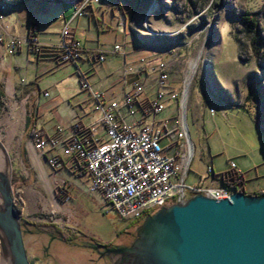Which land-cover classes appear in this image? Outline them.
<instances>
[{"label":"rangeland","instance_id":"1","mask_svg":"<svg viewBox=\"0 0 264 264\" xmlns=\"http://www.w3.org/2000/svg\"><path fill=\"white\" fill-rule=\"evenodd\" d=\"M81 1L84 0H41L37 4V0H0V5L6 6L0 12V36L4 39L8 37L10 42L16 40L17 47L12 51L21 49L22 45H29L24 24L29 25L33 20L39 25L41 39L60 44L59 32L66 22L65 16L71 17L77 2ZM138 1L143 5L145 15L139 17L128 8L126 13H130L131 21L134 20L131 26L134 27V37L140 40L133 52L140 48L142 55H149L146 65L142 63L141 71L149 72L148 62L162 58L168 63L170 86L181 93L183 80L186 82L187 121L194 143L187 184L221 182V175L236 167L244 174L248 192L264 189V0H89L85 10L87 13L90 8L99 5L96 14L91 16L93 32L79 38L83 43L88 40L95 47L101 45L106 52L104 65L113 71L130 59L123 54L127 51L128 42L123 45L125 36L117 26L116 4L129 5L132 2L135 11V7L139 6ZM36 6L37 11L34 9ZM148 9H154L156 18L146 14ZM122 11L125 12L124 9ZM246 12L257 14V32L247 31L238 18ZM85 18L88 19V14L75 21L81 19L79 24L84 25L87 23ZM137 22L141 24L136 25ZM100 25L104 26L103 29ZM136 29L144 33L142 38L137 37ZM116 43L121 46L118 55L111 52ZM18 58L22 60L23 55ZM194 62L198 64L190 80ZM81 68L87 75L95 73L91 65L82 64ZM76 72V67L70 66L62 68L52 78L59 80L73 74L63 81V86L80 87ZM3 74L0 79L6 76ZM22 74L13 68L11 79L19 82ZM166 100L167 108L158 117L177 113V99ZM6 101V98L0 100V144L10 167V153L14 157L19 149L23 123L14 136L7 133L4 127ZM168 142L166 139L162 144L167 145ZM60 169L70 181L59 179L54 189L50 188L51 194L45 193L44 201L33 206L35 210L27 208L24 217L22 215L23 222L27 223L23 232L25 247L33 264H90L88 261L96 255L76 244L83 242L84 238L93 237L107 244L123 243L131 239L124 240L118 236L128 227L135 230L137 237L145 218L134 225L130 224L111 210V205L101 193L90 190L87 174L81 177L68 169ZM14 185L12 183L13 188ZM59 186L66 187V191H60ZM38 187L44 191L43 185ZM20 206L18 203L15 207L23 214ZM36 228L56 234L63 232L71 238L69 241H56L49 249L50 254L46 255L42 246L47 241L36 233ZM117 257L112 256L109 264Z\"/></svg>","mask_w":264,"mask_h":264},{"label":"built area","instance_id":"2","mask_svg":"<svg viewBox=\"0 0 264 264\" xmlns=\"http://www.w3.org/2000/svg\"><path fill=\"white\" fill-rule=\"evenodd\" d=\"M89 0L77 2L72 17L61 29V41L57 46L60 60L78 63L86 53L105 59L104 50H87L76 39L73 21L87 14ZM0 5V12L5 8ZM0 40L4 38L1 35ZM29 45L41 48L37 37L28 39ZM16 40L10 42L11 51L16 49ZM121 46H115L118 52ZM146 65V59L142 58ZM150 69L155 72L152 96L146 93L142 79L134 81L132 87L124 91L121 100L108 101L101 91L95 90L86 77L81 76L83 90H87L101 113V122L107 137L101 139L93 129H85L76 123L70 135L61 141L57 136H46L37 131L32 137V145L39 150L65 145V155L49 154L47 160L51 168H65L75 175L88 174L89 187L101 193L111 205V210L129 222L144 219L160 207L185 201L196 194H204L215 199L230 198L236 191L246 190L244 174L237 170V177L229 185H191L186 180L194 155L187 115L184 107V89L180 93L170 86L168 63L162 58L150 61ZM129 69H124V81ZM49 95V93H46ZM150 96V97H149ZM177 99V113L158 117L167 108V100ZM184 107V108H183ZM148 120V121H147ZM147 121V122H146ZM62 131L61 128H58ZM168 140L167 145L162 141ZM191 144L193 147H190ZM64 186L60 189L62 191ZM16 205L21 201V191L12 192ZM260 194H264V190ZM70 196L67 197V200Z\"/></svg>","mask_w":264,"mask_h":264},{"label":"crops","instance_id":"3","mask_svg":"<svg viewBox=\"0 0 264 264\" xmlns=\"http://www.w3.org/2000/svg\"><path fill=\"white\" fill-rule=\"evenodd\" d=\"M40 1L41 0H37V4L40 3ZM133 4L134 3L131 2L129 3V6L123 5L121 2L117 3L118 11H116L113 5V10L116 11L115 14L118 17L117 26L125 36V38H123L125 39L123 45L128 42V44H126L127 51H124L125 53L123 52V54L125 57L130 58L129 60H125L124 64L116 68L114 71L113 69L105 67L104 64L106 62V57L103 61H100L98 56L92 55L90 52L86 53L78 63L63 62L60 60L59 54L56 51H39L37 47L28 44L22 45L21 49L11 51L9 48L10 40L8 37L3 40L2 44L0 43V75L3 73V75H6L0 79V100L5 98L7 100V108L4 113L6 126L4 127L8 134L14 136L19 132L20 125L23 123V127H21L22 132L19 149L14 157L11 155L12 152L10 153L11 180L13 185L15 184V188L13 189L21 191V201L19 203L21 205L20 207L23 209V214H21L23 217L27 208H30V210L33 211L35 210L33 206L37 202L44 201L46 197L45 193L51 194L50 188L54 189L53 186L59 181V179L64 178L70 181L66 176L62 175L61 169L51 168L47 160V155L49 154H59L64 156V143L60 142L58 147L50 149L49 151L48 149H45L44 151L36 149L33 147L31 141L35 132L40 131L50 137L57 136L61 141H64V139L70 135L73 125L79 123L87 130H95L97 136L101 139L107 137L106 128L101 122V113L96 110L95 101L89 92L83 90L80 82L81 76L84 75L93 88L101 91L108 101L121 100L124 91L130 89L134 81L138 79H142V81L146 80L144 85L146 93H149L150 96H152L151 92L156 75H153L150 70L149 72L141 71V65L143 63L142 58L146 59L149 55H142V53H140L142 52L140 48H136L133 52L137 42L139 43L140 40L134 37L132 32L134 27H131L134 25V20L132 19L133 21H131L130 13H126V9L128 8L131 10V13L142 17L145 15L143 13L145 10L143 5H140V1L137 2L139 6L135 7V11ZM121 5L123 7H121ZM37 6L34 8L35 11H37ZM96 8H90V12L87 13L88 19L85 18V21H87L86 24H79L81 19L77 22L75 19L72 23L75 29L74 37H76L83 47L90 51L103 50V47L101 45L96 47L92 46L88 40L83 43L79 36L83 34L91 35L93 32L91 16L92 14H96ZM122 9H124L125 12H123ZM147 11L146 14L148 16L156 18V12L154 9H148ZM118 12L120 14H118ZM71 17L67 18L65 16V20L67 21V19H70ZM32 22L33 20L29 22V25L24 24L26 35L29 34V28ZM33 23L36 28V36L40 43L43 44V47L57 48L59 42L58 44L49 43L46 40L41 39L39 36V25L38 23ZM135 24L140 25L141 23L137 22ZM103 27L104 26L100 25V28L103 29ZM136 30H138V33H136L137 37L142 38L144 33H140L141 29ZM131 42H133V44ZM117 44L119 43H116L115 46ZM111 52L112 54L118 55L120 51L115 52L114 47ZM7 54L10 55L7 56ZM19 55H23L22 60H19ZM94 62H97V66L101 64V67H98L99 69L96 68L97 66L94 65ZM82 64L91 65L92 68L95 69V73L91 74L94 76L87 75L86 72L82 71ZM70 66H74L77 69L76 73H78L77 77H79L80 87L63 86V81L71 78L73 74L65 76L59 80L52 78V75H55L58 71L62 70V68L64 69ZM125 67L129 69V73L125 78L127 79L126 83L123 79ZM13 68H16L20 74L24 73L21 75L19 82H14L11 79L10 73H12ZM99 73H101V75ZM7 74L9 75V79L7 78ZM48 76L50 78L46 80V77ZM44 81H46V84L43 83ZM46 93H49V95H46ZM58 128H61L62 131H59ZM83 175H85V173L76 176L83 177ZM215 184H221V182L219 181ZM39 185H43L44 191L38 187ZM263 190L264 189L249 193L260 194Z\"/></svg>","mask_w":264,"mask_h":264},{"label":"water","instance_id":"4","mask_svg":"<svg viewBox=\"0 0 264 264\" xmlns=\"http://www.w3.org/2000/svg\"><path fill=\"white\" fill-rule=\"evenodd\" d=\"M0 150L1 263L31 264L1 144ZM111 251L118 256L112 264H264V194H196L162 206L145 217L130 246Z\"/></svg>","mask_w":264,"mask_h":264},{"label":"flooded vegetation","instance_id":"5","mask_svg":"<svg viewBox=\"0 0 264 264\" xmlns=\"http://www.w3.org/2000/svg\"><path fill=\"white\" fill-rule=\"evenodd\" d=\"M137 221H132L130 222V224H135L137 223ZM25 225L27 226V223H25ZM132 227H128L126 231L121 232L119 234L118 237L123 238L124 240H130V241H125L123 243L117 242L115 244H107L104 242H101L99 240H96V238L94 239L93 237H88V238H84L83 242H78L76 243L79 247H81L83 250L86 251H90L92 254L96 255V257H92L88 262L90 264H109L112 261V256H114L115 254L112 253V249H116V248H120V247H126V246H130L133 243L134 237H136V233L135 230L131 229ZM31 231L38 233L40 235H42L43 237H45L44 240L47 241V243H45L42 247H43V251L45 252L46 255H49V249H51V247L54 246V244L56 243V241H69L71 236H66L64 235L65 233L62 232L61 233H53L49 230H44L41 228H36V230L34 231L33 229H31ZM30 258V256H29ZM31 259V258H30ZM29 259V261H31ZM114 261V260H113ZM31 264H33V262L31 261ZM67 264H72L71 262L67 263Z\"/></svg>","mask_w":264,"mask_h":264},{"label":"trees","instance_id":"6","mask_svg":"<svg viewBox=\"0 0 264 264\" xmlns=\"http://www.w3.org/2000/svg\"><path fill=\"white\" fill-rule=\"evenodd\" d=\"M257 14L255 12L249 13H243L240 14L238 16V18L241 19L242 23L244 24L245 28L247 29V31H251V32H257V27H258V22L259 19L256 18ZM35 25L32 22L29 28V34H27L30 38L33 37H37L36 36V31H35ZM39 51L41 50H47V51H56L59 54V50H57V48H51V47H41L38 48ZM237 172L234 169H231L229 172H225L223 173L221 176V184L222 185H229L231 183L232 180H235V178L237 177ZM59 188L61 189L62 187L59 186ZM66 191V189H62V192ZM62 192L59 194L61 195Z\"/></svg>","mask_w":264,"mask_h":264},{"label":"bare ground","instance_id":"7","mask_svg":"<svg viewBox=\"0 0 264 264\" xmlns=\"http://www.w3.org/2000/svg\"><path fill=\"white\" fill-rule=\"evenodd\" d=\"M197 64H198L197 62H194V63H193V67H192L193 70H192V73H191V75H190V80H191V76H192V74H193L194 71L196 70L195 68L197 67ZM188 81H189V80H188ZM184 82H185V81H184ZM185 83H186V82H185ZM189 83H190V81H189ZM189 83H188V84H189ZM184 93H185V91H184ZM184 93H183V95H184ZM188 94H189V93H187V95H188ZM187 99H188V96H187V98H186L185 95H184V107H185V103H186ZM184 107H183V108H184ZM187 115H188V109H187ZM190 138H191V137H190ZM191 140H192V139H191ZM192 142H193V141H192ZM190 147H193V145L191 144ZM1 152H2V151L0 150V153H1ZM4 159H5V156L3 155V153L0 154V165L2 164L0 167H3V166H4ZM167 205H168V204H167ZM164 206H165V205H164ZM160 208H161V207H160ZM160 208H159V209H160ZM154 212H155V211H154ZM148 215H149V214H148ZM146 216H147V215H146ZM146 216H145V217H146ZM21 221H23V220L21 219ZM1 264H2V263H1ZM3 264H5V263H3Z\"/></svg>","mask_w":264,"mask_h":264}]
</instances>
